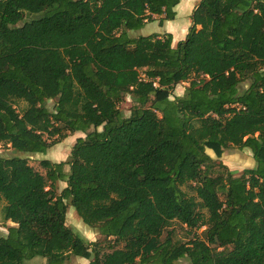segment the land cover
<instances>
[{"label":"trees","instance_id":"obj_1","mask_svg":"<svg viewBox=\"0 0 264 264\" xmlns=\"http://www.w3.org/2000/svg\"><path fill=\"white\" fill-rule=\"evenodd\" d=\"M179 3L0 0V142L15 152L0 158L15 223L0 264H264V0H199L176 46L171 33L131 34L174 20ZM79 131L70 158L40 161L45 174L22 156ZM231 145L255 166L235 174L207 152ZM69 206L100 239L66 224ZM173 222L203 236L161 240Z\"/></svg>","mask_w":264,"mask_h":264},{"label":"rangeland","instance_id":"obj_2","mask_svg":"<svg viewBox=\"0 0 264 264\" xmlns=\"http://www.w3.org/2000/svg\"><path fill=\"white\" fill-rule=\"evenodd\" d=\"M184 0H182L181 4L178 6V13L179 18H177L174 22V25L181 21L184 22L186 19L190 22L191 26V16H187V12L189 10L188 5L192 4L194 7V4H198L199 0H187L186 7L182 8ZM196 4V5H197ZM192 7V8H193ZM53 13V11L47 12H39V13H31L27 12L24 18L23 22L32 21L35 19H40L46 16H49ZM22 24V23H21ZM158 28V29H157ZM159 26L155 25V23H150L145 27L143 30H138L135 32H131L132 35L140 36V35H148L152 34L155 31L159 30ZM189 30V29H188ZM175 38L179 37L178 31H173ZM185 35H183L184 37ZM183 37H180L181 39ZM185 38V37H184ZM190 82L185 81L179 83L174 90L171 93V98L174 96H182L185 93L186 88L189 86ZM243 86H247V82H244L242 84ZM54 101L49 100L48 106L50 109L53 108ZM133 105V101L130 97H127L126 101L121 103L119 105L120 109L124 112L125 116H128L130 114L131 107ZM18 111L23 112V110L27 107V104L24 101H17L15 104ZM79 137H85V133H82L81 131L76 132L74 134L69 135L67 138H65L60 143L52 146L47 150L46 153H34V154H22V156L27 157L29 164L32 165L36 170L40 171L41 173L45 174V169L40 165V161L42 159H50L54 162H60V161H66L68 158H70L71 149L73 145L75 144L76 140ZM50 139V138H48ZM51 140V139H50ZM207 152L217 160H220L225 165L229 167L230 170H232L235 174H240L245 168H252L255 166V159L253 156V152L250 148H243L239 149L236 146H229L227 149H225L223 155L221 157H217L215 152L212 149H207ZM14 151L10 144H5L4 142H0V158L3 157H9L14 155ZM67 171H69V165L65 167ZM67 185L65 181H59L57 183L58 192H61V190ZM5 205V201H3L0 204V235L5 236L8 234L9 227L15 225L14 222H11V220H6L4 217L3 208ZM205 211V210H204ZM66 224L76 233H78L82 238H84L87 241H95L101 238V235L97 228L91 227L87 225L82 218L77 214L75 208L73 206L68 207V212L66 216ZM204 228L200 230H191L186 225H182L179 222H173V224L164 231L161 240H165L167 235L171 233V236L173 238V241L176 243H185L191 240L195 234L201 235ZM45 260L41 257H37L33 260H30L27 262V264H41ZM90 260L82 258V257H76L71 256V264H89Z\"/></svg>","mask_w":264,"mask_h":264},{"label":"crops","instance_id":"obj_3","mask_svg":"<svg viewBox=\"0 0 264 264\" xmlns=\"http://www.w3.org/2000/svg\"><path fill=\"white\" fill-rule=\"evenodd\" d=\"M198 1V0H197ZM182 0H180L181 4ZM186 2L187 0H184L182 8L186 7ZM179 4L176 6L175 10L177 12L176 18L174 20H165L163 22V24H160V19L159 17L153 21V22H149L147 23L141 30H143L145 27H147V25H149L150 23H155V25L159 26V30L155 31L154 33H159V34H163V33H171L173 36V45L176 46V44L178 43V41L184 39V37H186L187 33H188V29L190 27V22L186 19V21L184 22H178L177 24L174 25V22L177 18H179V13H178V6ZM197 4V3H196ZM196 4H194L195 6L193 7L192 4H189V10L187 12V16L190 17L194 8L196 7ZM193 7V8H192ZM157 17V16H156ZM158 29V28H157ZM173 31H178V35H180L179 37L175 38L174 32ZM149 35V34H148ZM183 35H185L183 37ZM180 37H183L182 39Z\"/></svg>","mask_w":264,"mask_h":264},{"label":"bare ground","instance_id":"obj_4","mask_svg":"<svg viewBox=\"0 0 264 264\" xmlns=\"http://www.w3.org/2000/svg\"><path fill=\"white\" fill-rule=\"evenodd\" d=\"M12 222V221H11Z\"/></svg>","mask_w":264,"mask_h":264}]
</instances>
